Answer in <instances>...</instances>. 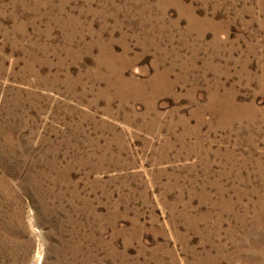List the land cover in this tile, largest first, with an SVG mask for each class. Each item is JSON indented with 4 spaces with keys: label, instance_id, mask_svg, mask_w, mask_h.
<instances>
[{
    "label": "rangeland",
    "instance_id": "1",
    "mask_svg": "<svg viewBox=\"0 0 264 264\" xmlns=\"http://www.w3.org/2000/svg\"><path fill=\"white\" fill-rule=\"evenodd\" d=\"M0 264H264V0H0Z\"/></svg>",
    "mask_w": 264,
    "mask_h": 264
},
{
    "label": "bare ground",
    "instance_id": "2",
    "mask_svg": "<svg viewBox=\"0 0 264 264\" xmlns=\"http://www.w3.org/2000/svg\"><path fill=\"white\" fill-rule=\"evenodd\" d=\"M192 15V14H191ZM114 55V54H113ZM107 58V57H106ZM111 60V59H110ZM122 60V59H121ZM100 61V60H99ZM104 65H105V63H104ZM112 65V64H111ZM113 65H114V63H113ZM112 65V66H113ZM112 68V67H111ZM114 68V67H113ZM163 73V72H162ZM163 75V74H162ZM165 75V74H164ZM157 78V77H156ZM128 82V81H127ZM155 83V82H154ZM163 83H164V81H163ZM156 85V84H155ZM166 85V84H165ZM165 88V87H164ZM142 94V93H141ZM143 95V94H142ZM213 99V98H212ZM219 99V98H218ZM221 99V98H220ZM227 100V99H226ZM148 101V100H147ZM222 101H224V100H222ZM218 102V101H217ZM226 105H228V104H226ZM235 106V105H234ZM237 107V106H236ZM223 109H225V108H223ZM228 109V108H227ZM226 109V110H227ZM33 226H34V224H32ZM34 229H36V228H34ZM39 230V229H38ZM40 235V234H39ZM40 237V236H39ZM4 239V238H3Z\"/></svg>",
    "mask_w": 264,
    "mask_h": 264
}]
</instances>
